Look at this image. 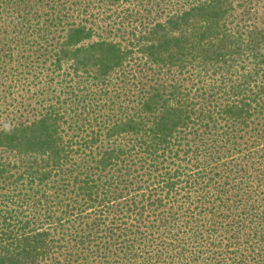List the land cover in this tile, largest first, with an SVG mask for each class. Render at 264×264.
Returning <instances> with one entry per match:
<instances>
[{
  "label": "trees",
  "instance_id": "trees-1",
  "mask_svg": "<svg viewBox=\"0 0 264 264\" xmlns=\"http://www.w3.org/2000/svg\"><path fill=\"white\" fill-rule=\"evenodd\" d=\"M85 1L0 0V34L19 42L56 34L50 45L54 69L66 65L101 94L140 58L149 70L203 79L208 96L196 101L181 84L153 77L131 113L100 109L93 99L97 117L89 141L114 142L96 148L97 180H80L75 189L104 210L88 234L95 241L93 264H264V19L237 21L238 0H196L134 29V41L122 44L95 37L106 23L121 21L129 0ZM70 14L93 19V27L83 19L70 23ZM27 73H17L3 90L34 87L36 78ZM11 93L3 91V102ZM59 109L50 106L31 122L0 129V153L16 159L0 157V264H42L58 253L49 227L58 205L45 189L68 187L73 155ZM183 141L193 176L187 165L152 178ZM122 169L132 179L125 180ZM140 173L148 180L138 182ZM124 184L142 200L128 194L121 207L110 206ZM157 212L148 224L147 215ZM162 213L167 215L157 218ZM131 216L136 220L129 222Z\"/></svg>",
  "mask_w": 264,
  "mask_h": 264
},
{
  "label": "rangeland",
  "instance_id": "rangeland-1",
  "mask_svg": "<svg viewBox=\"0 0 264 264\" xmlns=\"http://www.w3.org/2000/svg\"><path fill=\"white\" fill-rule=\"evenodd\" d=\"M195 1L129 0L119 12L122 16L121 21L113 19L105 26L100 24L103 27L97 31L95 39L100 37L115 40V42L122 44H130L134 41L130 36L134 29H142L149 23L162 21L168 15L189 8ZM92 2L93 0L89 4ZM85 4H88L87 0ZM235 8L237 21L246 25L262 24L260 22L264 19V0H238ZM137 12V15H133ZM82 19L87 23L92 22L93 27V19L91 18L78 17L76 19L75 15L70 14L68 21L76 23ZM54 31L52 28L48 29V32ZM54 37H56V34L50 35L46 41L42 39L43 37H40V39L29 38L25 39L27 41L19 42L14 38L13 40L5 39L6 36L0 34V95L5 90L12 92L4 102L0 97V129L10 127L20 121L31 122L50 106L61 108L59 110L65 116L62 125L63 137L73 147V155L72 162L66 172L67 192L66 189L63 191L60 187L52 189L50 185L45 189L47 194L53 198L54 205H58L54 208L57 221L53 220V224L49 225L55 246H57L54 252L58 253L51 260H47L42 264H67V260H70L71 264H93V251L95 250L93 243L95 241L93 240V234H88L93 232L91 229L93 228L94 218L98 217V212L104 210L103 208L95 209L93 205L90 206L82 200V196L78 195V191L75 189L80 180L89 183L92 180H97L98 177L93 175L95 172L93 170V159L98 153L96 148L98 146H100L99 148H106L109 145H114V142L108 144L104 141L99 145L97 143L93 145L89 141L95 133L94 125L97 117V109L94 108L95 102H93V99H97V106L100 109H120L124 113H131L145 94L147 86L154 80L153 77H160L181 84L189 92L190 97L199 102L208 98L203 90L206 83L202 82L203 79L200 82L199 79L185 72L149 70V65L143 64V60L139 61V58L138 61L127 63L114 76L110 88L104 94H101L93 90L91 87L93 83L90 79L77 78L66 65L62 66L61 70L54 69V59L50 47L51 44H55V41L52 40ZM134 57L136 59L138 56ZM26 72L31 74V78H36L35 83L33 82V84H36L34 87L18 86L14 91L8 88L3 90V85L15 78L17 73H19L18 77H25L28 75ZM111 116L112 113L110 118ZM116 116L119 115L116 114ZM185 144H187V141L182 142L178 149V155L173 153L167 158L168 160H165L159 166V173H156V176L154 175L152 178L159 177L166 172H173L176 169L186 168L188 163L190 164V161H192L191 155L187 151L189 145L185 146ZM0 157L11 163L16 160L14 156L4 153H0ZM234 158H237V156ZM188 168L191 172H188V176H193L192 169H190L192 168L191 165H188ZM125 172L124 179H132L134 175L128 171ZM121 174H123L122 171ZM143 174H138V182H140L139 180H148V177L143 176ZM104 179L102 180L105 181ZM128 187L132 188L131 185L124 184L115 191V198L112 199L110 206L121 207L129 198V195H134L132 198L142 200ZM121 190L125 191L120 195ZM143 193L145 191L138 192L139 195ZM176 198L179 199L180 197ZM114 199L116 200L114 201ZM173 199L175 198L170 199L169 203ZM158 214V212L148 214V224ZM166 215L167 213H162L157 218ZM127 220L131 222L136 218L131 216ZM102 223L106 225L108 222Z\"/></svg>",
  "mask_w": 264,
  "mask_h": 264
}]
</instances>
